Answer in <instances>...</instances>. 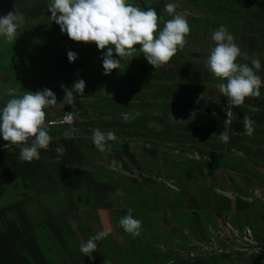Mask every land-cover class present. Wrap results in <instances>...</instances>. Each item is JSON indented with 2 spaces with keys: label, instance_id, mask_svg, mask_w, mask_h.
<instances>
[{
  "label": "trees",
  "instance_id": "1",
  "mask_svg": "<svg viewBox=\"0 0 264 264\" xmlns=\"http://www.w3.org/2000/svg\"><path fill=\"white\" fill-rule=\"evenodd\" d=\"M33 1L32 9H38L39 14L47 13L46 8L50 0ZM138 1L142 2V0H129L133 5H138ZM198 1L201 2L200 6L207 8L208 11L211 10L214 14L212 19L202 20L201 22H204L202 25L205 26L206 21V24L214 26L215 19L225 23L232 18V22L226 26L234 37L245 31L243 27H251L253 30L255 28L259 33L258 36L261 37V45L264 46V0H233L222 5L217 4L215 8L211 7L215 0ZM241 2H244L243 6H247L244 13L237 10V3ZM160 4L165 6L166 3L152 4L144 7V10L149 7L154 8L158 17L163 16L167 19L162 12L164 7H160ZM192 5L200 7L195 1H192ZM141 6L142 4L140 8ZM204 8L201 9L203 13ZM236 14L240 15V23L233 20ZM197 15L190 14V17L192 16V21L199 25L198 19L203 16L197 17ZM24 18L22 30L26 32L17 43L11 48L7 43L0 45V76H2L0 106L10 96L22 95L25 90L34 92L35 86H39L38 91L45 89L39 85L42 77L51 87L55 83L56 86L63 84L68 88H71L77 79H83L85 89L82 96H78L74 101V106L66 104L62 94L61 99L56 98L62 100L63 109L45 111V123L55 118L54 115L60 116L64 112L71 113L72 120L46 123L52 139L47 149L40 150L38 160L34 159L31 162L20 160L18 144H9L6 148L0 149V264H53V261L57 264H106L109 260L111 261L109 264H119V262L120 264H238L246 259L242 251L229 250V245L227 246L217 236L216 242L222 248L218 253L196 252L188 244L193 243V240L205 241L210 238L206 235L207 225L202 224L203 220L199 215L200 205L203 199L208 198L209 190L213 187H222V181L214 174V170L242 172L253 176L250 171L242 169L245 164H251L254 165L255 170L260 168L264 172V87L261 88L260 96L246 97L244 103L239 106H234L228 99L219 102L210 100L192 102L198 98L197 92L201 90L204 74L196 75L195 72L187 74L185 66L191 68L192 65L190 58L185 57L183 51L176 52L182 62L172 57L165 66L154 69L138 50L139 45H134L137 50L121 59L120 68L104 75L100 59L104 49L98 50L94 43L85 42L76 47L75 41L70 40L75 45L70 51L75 52L78 58L69 63L65 55H62L63 52L56 54L57 48L66 50L68 46H65L66 39L64 41L62 36L58 38L53 36L54 31L60 29L51 22L49 14L36 17L39 21L38 25H30L32 19ZM217 21L215 26L218 28L221 25ZM34 31L37 32L36 36ZM15 50L26 61L31 58L30 62L26 65L21 63L19 57L16 58L14 55ZM54 54L61 59L60 63H56L58 66L54 68L53 76H45L49 61L54 60ZM43 56L45 61L40 58ZM250 57H253V54L249 55L244 63H249ZM255 57L263 62L259 56L255 55ZM238 58L242 60L241 57ZM180 63L184 65L180 66ZM201 66H205V63ZM178 67H182V72L175 71ZM16 73L21 74L18 76ZM177 74L180 76H176ZM260 76L264 78L263 74ZM170 91L173 96L171 99L178 105L173 110V117L169 110L166 116L161 115L159 109V106L168 105L164 99L168 98ZM178 96L184 100L178 99ZM178 101L182 103L179 105ZM184 104L186 106H183ZM190 104L194 107L191 110H189ZM225 110L230 111L227 121L224 120ZM129 113L131 116L125 117ZM180 114L187 115L183 118V122L178 118ZM198 115L205 117V120L195 125L192 121ZM244 115L254 122L251 136L243 133ZM177 121L179 123H176ZM93 128H99L104 132H115L117 139L108 142L110 150L100 152L95 148L91 139ZM223 131L229 136L227 142H222L216 136ZM134 138L144 144L148 141L154 144L156 140H161L163 155H166L168 162L177 165L179 173L176 172V175H168L165 178L176 186V190H171L169 186L160 182L159 185L149 186L148 191L145 189L143 191L138 185L132 184V181L136 180L134 176L128 178L123 173L111 171V161H117L122 167L127 163L123 162L120 155L117 156L118 149L124 148L125 157L134 160L133 154L127 151V143L117 149L119 139L127 141ZM0 141L8 143L2 139ZM144 146L142 147L144 153L149 152L153 154L151 156L158 155L159 147L156 145ZM57 148L63 149L59 160H57ZM176 148L183 162L184 159L186 160L183 165L178 163L177 158L165 153V150L169 149L174 152ZM188 153L192 155L195 153L199 157L194 158ZM100 154L104 155L105 159H102L103 163L95 173L96 165L93 159ZM140 161L136 160L134 164L138 169L147 171L148 162ZM167 168L170 166L167 165ZM207 168L209 171L205 173L203 170ZM192 177H195V181H192ZM256 178L264 179V176L260 174ZM117 186H120V193H123L122 198L130 196L131 205H149L144 207L143 211L163 213L166 223L181 231L178 235L180 242L173 244L185 253L193 250L194 257L177 253L164 241L169 238L168 235L163 237L155 233L152 228H149L148 232L151 236L150 242L142 231L140 234L145 242L140 241L137 236L133 237L132 240L137 238L139 242L135 243L136 251L131 253L134 254L131 258L113 256L117 253L116 250L106 249L105 243L98 244L100 241L97 242V251L92 253V259L84 257L79 251V244L81 240L86 238L84 240L86 241L97 231L91 229V224H87L82 219V206L76 203L82 202V194L86 191L88 194L83 195L85 202H100L104 209H111L117 202L112 188ZM163 192L166 193L165 195H173L172 198L165 200ZM213 199L219 214L222 210V200L215 194ZM171 201L177 205H173ZM182 201L186 203L185 206L181 205ZM237 201L236 195L234 202L238 203ZM124 202L125 199H120V203ZM205 208L209 209L207 203ZM234 210L239 211L237 204ZM165 211L169 212L167 217ZM115 212H119L121 217L127 214L125 208ZM182 214H184L183 218H181ZM132 215L134 216L133 212ZM142 217L145 219L146 216ZM231 225L234 226L233 223ZM212 228L219 229V227ZM243 228L245 227L237 229ZM255 239L258 242V250L250 253L247 258L250 259V264H261L264 261V239L256 235ZM156 243L163 245L164 249ZM65 255L67 261H64ZM117 258L120 259L119 262Z\"/></svg>",
  "mask_w": 264,
  "mask_h": 264
},
{
  "label": "clouds",
  "instance_id": "2",
  "mask_svg": "<svg viewBox=\"0 0 264 264\" xmlns=\"http://www.w3.org/2000/svg\"><path fill=\"white\" fill-rule=\"evenodd\" d=\"M175 3H166L164 10L170 14V19L158 17L154 8L142 10L129 0H51L48 12L51 22L59 26L60 32L75 42L94 43L101 54L103 74L108 75L113 69H119L121 59L131 55L139 45V51L144 59L154 69L167 63L185 44V37L190 32V26L184 15L175 12ZM23 16L14 11L0 16V40L10 42L16 39V30L23 22ZM162 23V26H160ZM208 55L205 60L206 69L222 81L217 85L219 93L226 97L234 106L244 103L249 96H260L264 87V78L258 73L262 69L259 58H251L249 63H238L237 58H248L234 42L233 35L226 26L221 25L211 33ZM115 54V56H114ZM69 63L78 57L73 51L67 52ZM64 92L63 100L73 105L78 96H82L85 81L77 79L71 88L60 86ZM74 93L76 94L74 96ZM57 102L55 93L50 89L39 91L25 90L22 95L7 100L0 106V149L9 144L20 145L19 159L31 162L40 158V150L47 149L52 137L47 124L70 122L71 113L46 121L45 109ZM206 110V108H205ZM224 120L230 117V111L225 110ZM229 116V117H228ZM70 118V120L67 119ZM197 118L205 119L201 115ZM253 121L247 115L242 119L243 133L253 134ZM67 134V133H66ZM222 142H227L229 136L223 131L216 135ZM91 139L100 152L110 150L108 142L115 141L117 136L113 131L91 129ZM57 160L63 154V149L57 148ZM112 167H119L115 160ZM256 194V191H253ZM123 195V193H119ZM258 195V194H256ZM129 208L127 214L119 218L118 224L125 233L136 237L140 235L142 222L132 215ZM228 222L224 221L223 223ZM230 223V222H228ZM233 226V225H232ZM220 228V227H219ZM110 230H101L91 235L86 241L81 240L79 251L84 257L92 259V253L97 251V242L105 239ZM253 234V233H252ZM254 238L255 235L253 234Z\"/></svg>",
  "mask_w": 264,
  "mask_h": 264
},
{
  "label": "crops",
  "instance_id": "3",
  "mask_svg": "<svg viewBox=\"0 0 264 264\" xmlns=\"http://www.w3.org/2000/svg\"><path fill=\"white\" fill-rule=\"evenodd\" d=\"M174 1H176L178 3V4L175 3V5H176L175 12L178 14L184 15L185 17H186L187 13L198 14L197 15V17H198V16H200V13L202 12L201 9L204 8L202 6H200L198 8L195 5H189V6L181 5L182 0H180V3H179V0H174ZM192 1H195V0H191V2ZM227 1L229 3L233 0H215L214 2H212L211 7L215 8L217 6V4L222 5V4H225ZM50 2L48 3V5L50 4ZM33 3H34L33 0H25V1H23V0H0V16H3L10 11H14L16 13L21 14L23 16V18L27 17V18L32 19V25H38L39 21L37 20L36 17L44 16L47 14H49V16H50L51 14L48 12V5L46 8L47 13L46 14H39L37 12L38 9L37 10L32 9L31 4H33ZM164 3H167V2H164ZM207 3H209V2H207ZM204 9L206 11H208L207 8H204ZM246 9H247V6H243V4L237 3V10L238 11L244 13ZM162 12L165 13V15L167 16L166 17L167 19H170V17H171L170 14H168L165 10ZM192 18L193 17L191 16L189 19L192 22V24L195 26V28L193 30H191V31H193V33H190V35L187 36L189 39L188 43L185 46H183L182 48H178V50L183 51L182 53L184 54V56L190 58L191 62L195 61L199 65H202L203 61L205 62L206 57L208 55L209 46H210V44L213 43L210 39V36H211V33L213 32V30L217 29V26H215V21H217V20L216 19L214 20V26L212 24H206V21H205V26H204V25H202V23H204V22H201L199 25H197L195 22L192 21ZM239 19H240L239 14H236V16L233 17V20L236 23H240ZM231 22H232V18L230 20L226 21L225 23H221V22L217 21V23L219 25H224V26H226V24L231 23ZM23 23L24 22L20 23L17 27L16 39L14 38L10 42H4L3 40H0V45H2V43H7L10 48L13 47V44H16L17 41L21 38V36L26 32V30L25 31L22 30ZM226 28L233 35V33L230 31V29L227 26H226ZM194 30H195V32H194ZM198 31H200V32H198ZM197 33L203 34V35L207 36V38L206 39H199V38H197ZM34 34H35L34 36H36L37 32L34 31ZM241 39H242V37L240 35L235 36L234 42L240 47L241 50H242L241 46L243 48H248L247 46H248L249 40L242 44ZM193 41H198V42L195 43ZM253 49H254V47H252V50ZM260 49H262L264 52V46L263 47L261 46ZM242 53L248 54L249 51L248 52L242 51ZM14 55L16 58L19 57L20 62L23 63L24 65L28 64L31 60V58H29V60L26 61V59L19 52H16V50L14 51ZM176 58H178L180 60V62H182L178 56ZM263 62H264V60H263ZM165 65H166V63L164 64V66ZM181 65H184V64L180 63V66ZM202 74H203V72H202ZM208 75L202 76L203 84L200 85L201 90H198V92H197V94H198L197 100L199 102H201L203 100H210L212 102H216V101L219 102L221 100L227 99L226 97L219 96L218 92L217 93L215 92L216 90H215L214 82L208 78ZM204 90H205V92H204ZM125 143H127V149H128L127 151H129V153L133 154V158L135 161L141 160L140 162H148L149 169L147 168L148 169L147 171H145L144 169H138L136 164H134L136 162L133 159H131V158H130V160L127 159L125 157L126 153H125L124 148L118 149V148L124 146ZM143 145H145L144 147H152V146L156 145L157 147H159L158 148V155L151 156L153 154H151L149 152L144 153V151H142ZM133 147H138V150H137L138 152L132 151L131 149ZM117 149H118L117 156L120 155V157L123 159V162L126 161L127 163L124 167L119 166V167L114 168L111 166L110 167L111 171L123 173L128 178L134 176V178L136 180L132 181V184H134L135 186L138 185L139 188L141 187L142 188L141 190H143V191H144V189H145V191H148L149 186H151L152 184L159 185L160 182L163 183L165 186H169L171 190H176V186H173L171 184L172 182L168 179H165V178L168 175L172 176V175H176L177 173H179L177 171V168H176L177 165L174 164L173 162H168L166 155H163V154L160 155L161 152L163 153V149H164L162 147L161 140H156V142L154 144H152V142H150V141H148L144 144L141 141H138L137 138L128 139L127 141L122 140V142L118 141ZM176 152H177V154L179 153L177 148L174 150L173 153L175 154ZM189 153H193V151H189ZM189 153H188V155L192 156V154H189ZM179 155H180V153H179ZM102 159H105V156L101 155V154L98 155L97 157H95L93 159L94 165H97V162L102 164L103 163ZM167 165H169L170 168H167ZM203 171L206 173L207 171H209V169L207 168V169H204ZM214 174L218 178L222 177V182H221L222 187H213V189L209 190L208 196L210 199L212 198V201L210 202V206H209V209L207 211L210 212L209 213L210 218H207V219L202 221V224L207 225V229H206L207 234L206 235L208 237H210L211 231L214 230V228H212V227L222 228L224 226V223H223L224 221H226V220L230 221L227 218L224 219V217H225V215L227 217H229V214H230L229 212L235 211L234 206L236 204H237V206H239L238 212L241 216H243L246 213V211L250 210L247 206L246 201L238 200V203L234 202V195H235V193L238 192V188L235 187L236 186L235 176L239 177L242 175V177H244L245 187H248V190L250 189V187H252L253 191H255V189L262 190V192L264 191V187L262 186V185H264V180H262L261 178H256L254 175L253 176L249 175V177H247L242 172H238V173L235 172L234 173V172H229V171H222V169L214 170ZM260 174L264 176V173H260ZM114 177H117V176H114ZM112 191L116 194L115 199L117 200V202L115 203V207H113L111 209H107V210L104 209L102 207V203H100V202H97V203H94V202L91 203L92 201H86L85 202L83 195L88 194L86 191H85L86 193L83 191L84 193L82 194V202H77L76 204L79 206H82L81 217L83 220H85V222L87 224H89V223L91 224L90 225L91 229H95V231H97V232L101 231V230H98L100 228H103L104 230H110V234L108 235V237L101 240L99 243L100 244L105 243L106 249L114 248L117 253H115L113 256L123 257L122 254L126 250H128L129 252L136 251V247H135L136 244L135 243L139 242V240H137V238L132 240L133 236L128 234V233H125L123 231V229L119 226V224H118L119 217L118 216H120V213L115 212V211H119L122 208H125L127 211L129 208H134V210H133L134 217L139 219L142 222L141 231L144 235L148 236L149 242H150L151 236L148 235V232H149V228L150 229L152 228V230H154L155 233L160 234L163 237H164V235H168L169 238L166 240H164V239L163 240L167 242L169 247L176 250L177 252H182V253L184 252L182 249H180V247L173 244V243L180 242V239H178L179 238L178 235L181 233V231H178L177 229H175V227L172 226L171 224L166 223V220L164 219L163 213L157 212L156 214L155 213L152 214V212H150L148 210L143 211V210H145L143 208L147 207L149 205H142V206L131 205L130 196H127L126 198H122L121 195H119L120 186L112 188ZM262 192H261V194H263ZM238 193L245 194V192H242L241 189H240V192H238ZM162 194H164V192ZM214 194L217 197H220L223 205H225L226 207L228 206L227 208L222 209L220 211L221 213H219V214H217L219 211H217L216 207L214 206V199H213ZM120 199H125V202L120 203ZM167 199H168V195H165V200H167ZM261 201H263V200H261ZM259 203L260 202H257L256 206H258ZM147 214H148L149 218L147 217ZM168 214H169V212H166L165 216L167 217ZM141 215L142 216L145 215L146 216L145 219H143V217ZM243 219H248V218L244 217L241 219V217H240L238 219L239 221H238L237 225H235L233 223L234 226H236V228L247 226L248 228H250V230L252 232L255 233V234L253 233L254 235L262 238V240H263L264 236L260 235L253 226L242 222ZM108 220L110 221V224H106V222H109ZM95 223H98L99 225H97ZM145 225H147V228ZM96 227H98V229H96ZM208 229H209V232H207ZM165 230H171L170 236L167 233V231H165ZM186 233H187V231H186ZM201 234L202 233H200V235ZM258 235H260V236H258ZM82 237H83V235H82ZM137 237H138V239H141L140 241L145 242V240H144V238H142L143 236H141V234L138 235ZM85 239H83V240H85ZM191 240H193V239H191ZM109 242H111L113 244L110 245V244H108ZM193 242H194V240H193ZM188 243H189V241H187V244ZM141 244H144V243H141ZM156 244L160 248L164 249L163 245H160L158 243H156ZM190 244L191 243H189L188 245H190ZM102 248H104V247H102ZM117 260L119 262L120 259L117 258ZM119 264H120V262H119Z\"/></svg>",
  "mask_w": 264,
  "mask_h": 264
},
{
  "label": "rangeland",
  "instance_id": "4",
  "mask_svg": "<svg viewBox=\"0 0 264 264\" xmlns=\"http://www.w3.org/2000/svg\"><path fill=\"white\" fill-rule=\"evenodd\" d=\"M51 1V0H50ZM141 1H138V5H139V7H140V5L142 4V6H141V8L144 10V7H148V6H150V5H152V4H159V3H164V2H167V3H169V2H171V3H177L176 1H174V0H142V2L140 3ZM195 2H197V4L200 6L201 5V3L198 1V0H195ZM179 3H180V0H179ZM148 4V5H147ZM178 4V3H177ZM241 4H244V2H241ZM181 5H184V6H189V5H192V2H191V0H182V2H181ZM134 6H135V4H134ZM160 7H164V5L163 4H160ZM205 12H208V14H205ZM190 14L191 13H187L186 14V18H187V20H188V23H189V26H190V32H189V34L188 35H190V33H193V31H191V30H193L194 28H195V26L192 24V22L190 21ZM200 15H202L203 17H201V18H199L198 19V23H201V21L202 20H210V19H212L213 17H214V14H213V12L210 10V11H206L205 9H204V13L203 12H201L200 13ZM171 18V17H170ZM241 23H243V21L241 22ZM30 25H32V23H30ZM251 27H243V30H245L243 33H240V36L242 37V39H241V43L243 44L244 42H247L248 40H249V42H248V48H243L242 46H241V48H242V50H241V52L242 51H246V52H248L249 51V53H248V57H249V55H251V53L253 54V57H250V59L251 58H256L255 57V55H257V56H259L260 58H264V52L263 51H261V49H260V47L261 46H263V45H261V43H260V38L261 37H259L258 35H259V33L255 30V28H254V30L251 28ZM236 29V28H235ZM197 31V30H196ZM214 31V30H213ZM194 32H195V30H194ZM198 32H200V31H198ZM187 35V36H188ZM53 36H55V38H58L59 36H62V38L64 39V41H65V39H66V41L64 42L65 43V46H68V48L65 50L64 48H62V49H60V48H57L56 49V54H60V53H62V55H65V57H66V59H67V52L68 51H70L71 50V47H73V46H75L76 45V47H78V46H80L81 45V43L82 42H75V45L74 44H72L71 42H70V39L66 36H64L61 32H60V30L59 31H54V33H53ZM185 37V44H184V46L188 43V41H189V39H188V37ZM197 38H199V39H206L207 38V36H205V35H203V34H200V33H197ZM62 42V43H63ZM192 42V41H191ZM190 42V43H191ZM193 42H195V43H197L198 41H193ZM262 42V41H261ZM254 45V46H253ZM59 46V45H58ZM57 46V47H58ZM252 47H254V49L252 50ZM61 50V51H60ZM57 51H59V52H57ZM66 53V54H65ZM178 55H177V53L173 56V57H177ZM56 56H55V54H54V60L53 61H49V64H48V67H47V69H46V73L44 74L45 76H53L54 75V68L56 69V66H58L56 63H60V60L61 59H59V58H55ZM41 58V60H44L45 61V56H43V57H40ZM242 58V60H240L239 58H237V62L238 63H244V61H246L247 59H245L244 60V58L243 57H241ZM38 60H39V56H38ZM264 60V59H263ZM68 61V60H67ZM191 64L190 65H192V67L191 68H189L188 66H185V70H186V72H187V74H188V72L189 73H196V75L197 74H201V75H208V78L210 79V80H212L213 82H214V85H215V92L217 93H219V90H218V87H217V85L219 84V83H221V82H225V81H222L221 79H219V78H217V77H215L212 73H210L207 69H206V67L205 66H201V65H194L193 63H196L195 61L194 62H190ZM203 63H205L204 61H203ZM66 64H68V62H66ZM261 64L263 65V68H262V70L263 71H261L260 73H258L259 75H261V74H263L264 73V62H262L261 61ZM61 66L63 67L64 65H63V63H61ZM161 66H164V64L163 65H161ZM61 67V68H62ZM181 69H182V67H178V68H176L175 69V71L176 72H182L181 71ZM35 71H37V68H35ZM202 72H203V74H202ZM21 73H16V75H20ZM176 76H180L179 74H177ZM263 76H264V74H263ZM0 77H2V76H0ZM39 79V78H38ZM40 80V79H39ZM15 85V84H14ZM39 85L40 86H42V87H45V88H48V89H50V90H52L54 93H55V95H56V97H58L59 99H61L62 98V94H64V92H63V90L61 89V87L60 86H56V84L55 83H53V86L51 87V85H48V84H46L45 83V80H44V78L42 77V82L40 81L39 82ZM181 86V85H180ZM34 87V86H33ZM38 87L39 86H35L34 87V92L35 91H38ZM204 92H205V90H204ZM1 93V92H0ZM219 96H222L220 93H219ZM14 96H10V97H8V100L9 99H11V98H13ZM171 97H173L172 96V92L170 91V94H169V96H168V98L166 97L165 99H164V102L165 103H167L168 105L166 106V107H162V106H159V109H160V114L161 115H163V116H166V114H167V111L169 110V113H171V116L173 117L174 115L172 114L173 113V110L175 109V107H177L178 105H177V102L175 101L174 102V100H172L171 99ZM179 98L178 99H182V101L184 100V98H182V97H180V96H178ZM57 99V98H56ZM59 99H57V102L54 104V106H51L50 108H48V109H45V111H52V110H61V109H63V107H64V105H63V103H62V100H59ZM198 99V98H197ZM197 99H194V100H192V102H196L197 101ZM182 101L180 102V101H178V102H180L179 103V105L182 103ZM183 106H186L185 104L183 105ZM194 107L192 106V104H190L189 105V110H191V109H193ZM207 111H209V110H207ZM55 114V113H54ZM189 114V113H188ZM131 116V113H129V114H127V115H125V117H130ZM54 117H58V115L57 116H55L54 115ZM187 117V115H183V114H180V117H179V115H178V118L179 119H181L182 120V122L184 121L183 120V118H186ZM229 117V116H228ZM67 119L68 120H70V118L69 117H67ZM205 120V119H204ZM203 119H199V118H197V116L193 119V123L195 124V125H197V124H199V123H202L203 121H204ZM176 123H179V121H177ZM173 124H174V122H173ZM170 127V126H169ZM170 129H171V127H170ZM140 140H142V139H140ZM119 142H122V140H118ZM132 151H135V152H138L137 150H138V147H133L132 149H131ZM165 153H167V155L168 156H174L175 158H177V160H178V163H181L180 165H183L184 164V162L186 161L185 159H184V162H183V159L179 156V154H177V152L174 154L173 153V151H170V149L169 150H165ZM163 153L161 152L160 153V155H162ZM177 154V155H176ZM197 154H193L192 155V157H194V158H197ZM199 157V156H198ZM103 158V157H102ZM100 166H101V164L99 163V162H97V165H96V168H95V173L97 172V171H99V169H100ZM243 170H248V171H250L254 176H256V177H258L259 175H260V173H264L263 172V170L262 169H260V168H257V170L259 171H256L255 170V168L251 165V164H249V165H247V164H245L244 166H243V168H242ZM241 175V174H240ZM247 177H249V175H247V174H245ZM220 178V180L222 181V177H219ZM262 180H264L263 178H261ZM235 180H236V188H238V192H240V189L242 190V192H245V194H240V193H235V195H234V198H235V196L237 195L238 196V200H240V201H246L247 202V206H248V208L250 209V210H248V211H246V213L243 215V216H241L240 214H239V212H237V211H234V212H229L230 214H229V217H227L226 215H225V217H224V219L225 218H227V219H229L230 221H228V220H226V221H228V222H230V224H232V223H234L235 225H237V223H238V219L241 217V219L242 218H244V217H247L248 219H243V221L242 222H244V223H247L248 225H251V226H253L256 230H257V232L260 234V235H263L264 236V191L262 192V190H258V189H255V191H256V194H258V195H256L254 192H253V190H252V187H250V189L248 190V187H245V179H244V177H242V175L241 176H239V177H236L235 176ZM192 181H195V177H192ZM261 182V181H260ZM197 185V184H196ZM263 187H264V185H262ZM196 189H198V186H196ZM261 192L263 193V194H261ZM172 196L173 195H168V200L169 199H171L172 198ZM261 200H263V201H261ZM184 198H182V200H183ZM212 201V198L210 199L209 198V196H208V198L207 199H203V201H202V204L200 205V215H199V218L201 219V220H205V218H210L209 217V211H207V209L205 208V203H207V205L208 206H210V202ZM172 202V204L174 205V204H176L177 205V203H173V201H171ZM238 202V201H237ZM257 202H260L259 204H258V206H256V203ZM182 206H185L186 205V203H184L183 201H182V204H181ZM202 208V209H201ZM226 208V206L225 205H222V209H225ZM153 213H157V212H153ZM152 213V214H153ZM183 216H184V214H182L181 215V218H183ZM147 217L149 218V216H148V214H147ZM109 221V220H108ZM232 222V223H231ZM106 224H110V221L109 222H106ZM146 226V228H147V225H145ZM165 231H167V233L169 234V236H170V234H171V230H165ZM260 235H258V236H260ZM260 238V237H259ZM103 240V239H102ZM98 244H100V243H98ZM109 244L110 245H112L113 243H111V242H109ZM98 246V245H97ZM99 249H100V247H99ZM103 250V249H102ZM104 252H105V250H103ZM103 252H101V254H102ZM107 253V252H106ZM132 252H129L128 250H126L125 252H123V254H122V256H123V258H131L132 256H134V254H131ZM178 253V252H177ZM180 253H182V252H180ZM103 254H105V253H103ZM182 254H184L185 255V253H182ZM107 255L109 256V254L107 253ZM247 256L248 255H245L244 256V258H246V259H243L242 261H240V262H238V264H250V259L249 258H247ZM111 257V256H110ZM55 258V257H54ZM121 258V257H120ZM57 259V258H56ZM67 261L68 259H66V255H65V257H64V261ZM111 261L109 260V261H106V264H109ZM53 264H57V262L56 261H53ZM261 264H264V261L261 263Z\"/></svg>",
  "mask_w": 264,
  "mask_h": 264
},
{
  "label": "built area",
  "instance_id": "5",
  "mask_svg": "<svg viewBox=\"0 0 264 264\" xmlns=\"http://www.w3.org/2000/svg\"><path fill=\"white\" fill-rule=\"evenodd\" d=\"M216 236L223 243L227 244V246L229 245V250L242 251L244 256L249 255L250 253H255L258 250V242L254 238L250 228L245 227L242 230H239L228 222H225L222 228L212 230L209 240L194 241L189 246L191 249L193 247L196 252L207 254L218 253L222 251V248L216 242ZM194 253L195 252L191 250L188 253H185V255L194 257Z\"/></svg>",
  "mask_w": 264,
  "mask_h": 264
},
{
  "label": "water",
  "instance_id": "6",
  "mask_svg": "<svg viewBox=\"0 0 264 264\" xmlns=\"http://www.w3.org/2000/svg\"><path fill=\"white\" fill-rule=\"evenodd\" d=\"M208 110V108H206V111Z\"/></svg>",
  "mask_w": 264,
  "mask_h": 264
}]
</instances>
